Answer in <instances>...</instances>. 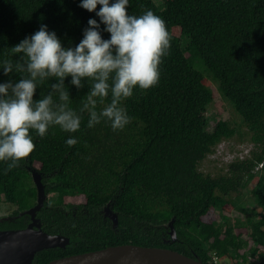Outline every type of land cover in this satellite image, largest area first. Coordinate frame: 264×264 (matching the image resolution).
I'll use <instances>...</instances> for the list:
<instances>
[{"label": "trees", "instance_id": "16d2710c", "mask_svg": "<svg viewBox=\"0 0 264 264\" xmlns=\"http://www.w3.org/2000/svg\"><path fill=\"white\" fill-rule=\"evenodd\" d=\"M147 8L163 18L169 46L158 64L157 82L146 89L134 86L132 95L121 101L129 122L117 130L104 120L88 127L84 112L72 133L53 125L40 137L30 129L34 148L29 154L11 169L6 168L7 161H0V202L19 208L33 203L36 190L25 168L30 162L47 174L42 182L49 181L45 191L55 193L56 201L80 203L89 210L109 202L118 216L116 228L101 223L99 228H87L85 235L65 234L72 238L69 245L39 251L32 264L123 243L195 253L212 264L214 257L227 258L230 264H243L248 255L263 258L264 0H129L126 6L135 15ZM89 16L98 19L78 0H0V58L41 22L62 44L74 45ZM101 35L106 38L109 33ZM196 61L245 131L224 119L207 129L213 91ZM18 75L0 74V80ZM47 84L37 86L34 98L48 90ZM87 88L68 84L70 106L79 107ZM243 134L254 144L249 154L235 156L224 172L215 175L200 170L222 139L235 135L242 139ZM68 135L77 143L66 145ZM260 162L261 168L255 170ZM250 187L253 205L240 200L239 190ZM172 217L178 243L193 253L162 241Z\"/></svg>", "mask_w": 264, "mask_h": 264}, {"label": "clouds", "instance_id": "9594fccd", "mask_svg": "<svg viewBox=\"0 0 264 264\" xmlns=\"http://www.w3.org/2000/svg\"><path fill=\"white\" fill-rule=\"evenodd\" d=\"M128 3L78 0L79 6L94 11L98 19L87 18L74 45L62 44L56 32L41 22L0 58V74L19 73L15 79L0 80V161H7V169L34 148L30 129L40 137L53 125L72 133L80 127L84 112L88 127L104 120L117 130L129 122L121 101L132 95L134 86L146 89L157 82L158 64L167 54L170 34L163 18L151 8L135 15L126 10ZM104 31L109 33L106 38L101 35ZM44 81L48 90L34 98ZM68 84L77 89L88 86L78 108L70 106ZM106 96L110 97L107 102ZM98 103L103 105L99 109ZM64 143L73 145L77 138L68 135ZM261 166L260 162L254 169Z\"/></svg>", "mask_w": 264, "mask_h": 264}, {"label": "water", "instance_id": "95a60500", "mask_svg": "<svg viewBox=\"0 0 264 264\" xmlns=\"http://www.w3.org/2000/svg\"><path fill=\"white\" fill-rule=\"evenodd\" d=\"M25 168L30 173L36 189L35 203L26 210L27 213L32 214L46 198L42 177H47V174L38 171L30 162ZM108 205H106L105 211L110 210ZM9 215L10 213L3 214L0 216V221L10 219ZM109 217L113 228H116L118 224L117 213L112 211ZM173 222L174 217L167 222V225L170 228L171 238L174 239ZM71 241L70 236L47 232L34 221L23 227L0 229V264H32L39 251L64 248ZM44 264H212V262L203 261L195 253L187 255L165 246L123 243L56 257Z\"/></svg>", "mask_w": 264, "mask_h": 264}, {"label": "flooded vegetation", "instance_id": "af4514ba", "mask_svg": "<svg viewBox=\"0 0 264 264\" xmlns=\"http://www.w3.org/2000/svg\"><path fill=\"white\" fill-rule=\"evenodd\" d=\"M31 178V175H30ZM44 178V177H43ZM31 182L35 187L32 179ZM44 185H48L49 181L44 180ZM36 190V189H35ZM36 198V196H35ZM35 198L32 204L19 208L16 204H12V209L10 211V219H5L4 221H0V225L3 223H7L0 229L11 228L12 226L23 227L27 226L30 222L34 221L39 224V226L44 230H55L58 232L52 233H64L69 235H77L83 234L85 235V231L89 227H97L99 228L102 224L113 227L112 221L109 217V214L113 211L111 210L109 202L103 204L99 207H94L89 210L87 207L79 205L78 203L72 202H61L56 201L55 193L46 191V198L42 202V204L31 214L27 213L26 210L30 208L35 203ZM109 203V205H108ZM106 205L109 206L105 211ZM25 211V212H23ZM23 212L19 216H16L18 213ZM114 212V211H113ZM2 216V215H1ZM9 224V225H8ZM169 227V226H168ZM170 229V228H169ZM169 229H166V235L161 234L162 241L166 244H174L175 247L185 250L187 247L189 250V246H183L178 243L176 232L174 239L171 238V234L169 233ZM45 230V231H46ZM83 238V237H82ZM245 249L247 245L244 246ZM193 253V250H189ZM262 258V257H261ZM254 260V263H253ZM210 261V260H209ZM229 262V261H228ZM213 264H220V259L213 261ZM230 264V263H228ZM243 264H264V254L263 258L258 260L257 257L254 259L250 258V255L247 256V259Z\"/></svg>", "mask_w": 264, "mask_h": 264}, {"label": "rangeland", "instance_id": "374dc122", "mask_svg": "<svg viewBox=\"0 0 264 264\" xmlns=\"http://www.w3.org/2000/svg\"><path fill=\"white\" fill-rule=\"evenodd\" d=\"M182 43L185 45L184 41H182ZM195 66L197 69H199V71L202 72L205 77V82L213 91V101L207 106L206 110V116L208 118L207 129L212 130L217 120L224 119L227 120L231 126H234L241 131H245V125L241 122L240 117L232 109L231 105L220 95L216 83L208 77L209 74H206L207 71L204 69L203 65L196 61ZM243 136L244 137L242 139H239L237 135L228 139H222L215 146L214 151L202 161L200 170L211 175L224 172L226 170L228 161L236 156L239 151H241L243 154H246L247 152L245 153V151L248 146H251L250 144H252V149H254V144L248 139V135L243 134ZM243 144H246V146H243ZM250 191L251 187L240 189V200H242L245 204L253 205V195ZM11 209L12 204L3 201L0 202V216L10 213ZM228 263L229 262L227 258H220V264Z\"/></svg>", "mask_w": 264, "mask_h": 264}, {"label": "built area", "instance_id": "2783aa9c", "mask_svg": "<svg viewBox=\"0 0 264 264\" xmlns=\"http://www.w3.org/2000/svg\"><path fill=\"white\" fill-rule=\"evenodd\" d=\"M247 151H248V148L246 149L245 153H246ZM244 155H245V154L241 153V151L238 152V153L236 154V156H238V157L241 158V159L244 157ZM234 157H235V156H234ZM234 157H233V158H234ZM233 158H231V159H233ZM213 260L217 262L216 257H214Z\"/></svg>", "mask_w": 264, "mask_h": 264}]
</instances>
